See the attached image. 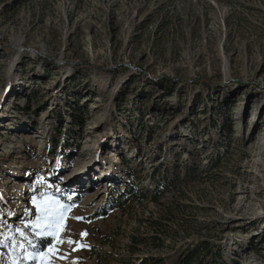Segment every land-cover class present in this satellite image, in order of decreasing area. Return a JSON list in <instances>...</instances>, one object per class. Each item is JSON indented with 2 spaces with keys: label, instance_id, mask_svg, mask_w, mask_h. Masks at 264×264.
<instances>
[{
  "label": "rangeland",
  "instance_id": "1",
  "mask_svg": "<svg viewBox=\"0 0 264 264\" xmlns=\"http://www.w3.org/2000/svg\"><path fill=\"white\" fill-rule=\"evenodd\" d=\"M182 148L214 161L190 188L109 207L123 158L151 189ZM206 235L264 264V0H0V264H171Z\"/></svg>",
  "mask_w": 264,
  "mask_h": 264
},
{
  "label": "trees",
  "instance_id": "2",
  "mask_svg": "<svg viewBox=\"0 0 264 264\" xmlns=\"http://www.w3.org/2000/svg\"><path fill=\"white\" fill-rule=\"evenodd\" d=\"M58 118L62 116L61 111L57 113ZM76 122V121H73ZM82 124V123H81ZM195 149L182 148V151L176 152L172 160L164 161L163 158H158L160 161L157 167L154 168V187L151 189H142L141 186L135 182L136 171L134 166H130L126 158H123V163L126 165L124 172L126 174L123 191H117L116 197L109 200V207L112 209H122L127 202L141 204L146 198H150L158 205L165 206L161 202L162 198L166 196L171 189H180L185 192L188 188L189 182L196 178L198 172L203 171L205 167H210L214 161L208 160L203 163L200 156H197ZM183 154L185 157L183 158ZM156 159V161L158 160ZM212 161V162H211ZM206 164V165H205ZM156 179V181H155ZM130 195L128 198L127 196ZM184 198V197H182ZM184 200V199H182ZM183 203H181V207ZM168 207V205H167ZM167 213H170V207L167 208ZM151 226L154 223L151 222ZM156 228V226H154ZM183 232L189 234L190 231L183 227ZM153 239L161 240L159 236H152ZM50 241V240H48ZM43 242L42 246H46L47 242ZM226 249L222 244H213L208 235L205 238L196 239L191 245L179 250L171 259V264H239L234 259H228L226 256ZM148 259H142L147 262ZM153 263L150 264H166L163 257L153 258Z\"/></svg>",
  "mask_w": 264,
  "mask_h": 264
},
{
  "label": "snow or ice",
  "instance_id": "3",
  "mask_svg": "<svg viewBox=\"0 0 264 264\" xmlns=\"http://www.w3.org/2000/svg\"><path fill=\"white\" fill-rule=\"evenodd\" d=\"M62 215V214H61ZM77 219H82V218H79V217H77ZM69 243H73L72 241H69Z\"/></svg>",
  "mask_w": 264,
  "mask_h": 264
},
{
  "label": "bare ground",
  "instance_id": "4",
  "mask_svg": "<svg viewBox=\"0 0 264 264\" xmlns=\"http://www.w3.org/2000/svg\"><path fill=\"white\" fill-rule=\"evenodd\" d=\"M20 129V128H19ZM119 159V158H118ZM106 179V178H105ZM8 182H11V180H8ZM20 188H22V190H23V187H20Z\"/></svg>",
  "mask_w": 264,
  "mask_h": 264
}]
</instances>
